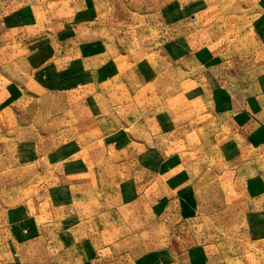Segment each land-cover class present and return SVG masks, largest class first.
I'll list each match as a JSON object with an SVG mask.
<instances>
[{"label": "rangeland", "instance_id": "rangeland-1", "mask_svg": "<svg viewBox=\"0 0 264 264\" xmlns=\"http://www.w3.org/2000/svg\"><path fill=\"white\" fill-rule=\"evenodd\" d=\"M127 3L126 14L117 18L121 21L109 24L96 23L94 27L88 25L90 28L88 32H79L78 48H83H79V52H84V49L89 47L88 43L91 39H95L97 43L95 51L102 52L93 56L95 60L89 57L90 65H86L85 55L79 54H74L71 58L66 56L63 61H59L58 56L41 57L48 64L40 70L38 81L42 85V92H47V95L43 93V99L40 100L41 92L31 87L32 98H29L31 118L30 120L17 118L13 124L16 132L24 128L35 133L26 135L25 141L34 143L35 148L39 149L40 154L37 159H40V155L44 153V145L51 147L55 139L57 142L64 135L59 133L61 131L65 133L74 124L66 118L68 115L66 111L72 106L74 114L78 117L76 122L80 132L79 145L87 142V148H92L89 151L94 153L93 156L98 152L103 156L102 160L92 161L90 164L91 168L93 167L90 173L95 176V180L83 185L85 189H79V192L94 195V208L102 210L103 214L97 217L93 215L91 221L93 226L88 232H78L77 227L72 231L71 217L68 216L69 219L66 220L64 216L62 221L42 226L41 232H46L45 240L51 245L50 249L55 251L57 248L61 252L69 248L68 243H80L81 240H87L88 243H111L112 249L118 250L121 245V248L127 251L126 256L131 255L140 259L143 254L141 250L144 248H133L136 243H153V241L164 243V240L172 237L178 238L180 242L179 237L182 238L186 233H190L191 239L200 238L205 242L178 251L176 255L189 257L186 263H191L190 256H192L201 260L204 257L206 259L213 257L218 263L223 264H230L231 259H234L236 264H264L263 230H256L261 227L264 216L257 218L256 229L249 228L250 233L240 221L228 225L230 216V221L232 219L238 221L241 217L225 213L215 219L217 226L211 233L206 231L204 226L200 229L198 225V220L203 223V216L208 222L211 219L214 223V213L220 211L222 207L223 211L231 210L227 207L229 201L226 202L224 198L223 201H218L222 198V191L216 178L220 174L219 167L214 163L217 153L210 152L208 160H198L199 153L193 145H175L174 149L172 147L170 153H167L164 147L176 143L172 141L173 138L182 140L181 138L186 137V133L175 128L174 131L178 130L179 135L176 132L175 135L153 137L154 142L163 149L159 153L161 160L155 164L150 157L154 154L149 153L146 148L145 151L141 149V143L146 145L148 142L147 147L150 146V135H142L140 130L142 126L146 127L143 117L147 111H151L146 115H150L152 120L155 119L154 117L158 120V123L155 120L147 121V126L153 128L156 124L165 127L167 122L183 124L191 115L196 117L197 114L207 112L209 114L217 112L218 115L225 117L231 113L229 104L232 100H238V104L244 103L239 107L246 108L243 95H233L232 98L231 89L236 92L241 91V86L247 82V79L258 76L257 71L264 70V56L256 51L248 54L242 48H240L242 52L237 55L234 46L236 48L238 43L240 47L242 41L250 38L247 34L251 33L252 29L261 31L256 22L262 17L258 16L259 13H264V0H127ZM134 5H137L136 9L131 8ZM114 16L112 15V20ZM64 31L68 34L63 35L70 37L71 32L66 28ZM59 41L64 44L70 42L67 37ZM52 44L54 40L48 37L42 46L50 47L53 46ZM136 62L143 63L138 67L147 70L148 77L145 75L141 78L138 68L134 71ZM252 64L256 66L252 67ZM110 65L119 71H104V68L108 69ZM93 69L97 73L93 74ZM237 75H239V88L237 82L233 83ZM206 81L209 83L208 87L204 86ZM136 84L139 87L137 91H135ZM211 85L217 86L211 88ZM70 89L72 93L67 98L76 104L63 102L61 108H55L60 104L52 100L53 97L58 94L64 96L65 92L61 90L67 92ZM208 91L211 93L209 94ZM136 98L138 100H135ZM168 102L174 104L167 106ZM92 110L94 113L86 119L87 114H91ZM21 112L26 115L25 110L21 109ZM62 116L64 118L60 119ZM251 116L254 118L253 114ZM166 118L169 120L167 121ZM211 125L215 126L214 123ZM21 138L24 137L19 134L0 138V160L2 158L6 163V166H0V193L3 186L12 191L22 188V184L12 183L11 180L6 182L5 179L15 177L18 180V177L26 172L23 167L30 166L32 180L35 179L31 187H37L45 178L55 181L52 177L53 172L48 170V174H45L46 169H42L34 156L32 161L29 160L26 164L22 159L18 162L14 158L9 162L6 156L8 146L16 145ZM202 138L207 139L196 135V140ZM136 140L139 141V146ZM124 142L128 147L122 145ZM110 144H114L113 148L119 151H111ZM87 157H92V153L86 154ZM187 158L197 164L182 169L179 161L182 160L186 165ZM173 160L174 170L167 171V164L172 165ZM9 163L11 165L7 166ZM158 174L163 176L160 177L162 179H157ZM170 181L171 184L168 183ZM199 182H202L201 188ZM118 183L119 189L115 187ZM138 186L140 192L147 191L148 194L140 195L138 189L136 190ZM167 186L169 190L166 189ZM186 186L190 187V192L185 195L179 193V190ZM124 187H127V191L133 190V192L121 199L118 193L119 190L124 191ZM166 191L171 194L167 195ZM23 196L24 194L19 195V199L23 200ZM136 198L139 199L137 206L134 204ZM124 199L130 212L121 211ZM188 200L193 201L191 203L202 215H189L188 209L182 210ZM80 202L81 200L78 206ZM142 206H147V209ZM158 207L162 209V213L158 211ZM68 209L63 207L62 213L64 214ZM122 213H127L126 223L131 226V231L120 229L118 222L120 216L123 218ZM153 213L154 216L151 217L149 214ZM168 213H176L172 225V220L167 217ZM160 217H163L162 221L165 225L158 224L157 221H161ZM9 219L11 217L0 214V229L8 226ZM83 219L85 217L81 215L80 222ZM220 219L223 222L222 227L219 225ZM99 221L97 226L95 223ZM108 228L111 231H107ZM20 230L25 232L26 229L20 228ZM197 232H202L203 235L198 237ZM10 235L5 233L1 239L8 240ZM21 235L17 236L12 232L11 239L20 240ZM37 236L38 234H30V238ZM60 243L63 244L60 246ZM165 245L155 248L156 253L152 254L155 259L158 257L160 264H168L163 259L162 251L171 252V250L167 249V246L164 248ZM52 255L53 253L49 254ZM144 255L142 260L148 257ZM138 261L133 262L145 264Z\"/></svg>", "mask_w": 264, "mask_h": 264}, {"label": "crops", "instance_id": "crops-1", "mask_svg": "<svg viewBox=\"0 0 264 264\" xmlns=\"http://www.w3.org/2000/svg\"><path fill=\"white\" fill-rule=\"evenodd\" d=\"M127 6V0H0V138H3V136L5 138L13 137L16 134L24 137L18 140L16 145L8 146V154L6 156L9 158V162L10 159L14 158L18 162L22 159L23 163L26 164L28 163L27 161H32V156L37 159L40 154L39 149L35 148L34 143L25 141L26 135H34L35 133L27 131L24 128H20L19 132H16L13 124L17 118L28 120L31 118L29 110V98H32L30 95L31 87L37 88L41 92L39 96L40 100L43 99V93L45 96L47 95V92H42V85L38 81L40 70L48 64L41 57L45 55L58 56V60L63 61V58L66 56L71 58L74 54H79L85 55L87 60L86 65H90L91 61L89 57L95 60L93 56L102 54V52L95 51L97 45L95 39H91V42L88 43L89 47L84 49L85 53L79 52L80 47L78 48L77 42L80 38L79 32H88L90 30L88 25L93 26L96 23L109 24L121 21L117 18L120 15L124 17L125 12H127ZM131 8L136 9L137 5ZM112 15H115L114 20L111 19ZM258 16H262L256 22L261 31L252 29L251 33L247 34L250 38L242 41L240 47L237 43L236 48L234 46L237 55L242 52L240 49L242 48L248 54L256 51L257 53H262L264 56V13L260 12ZM129 17L133 18V16ZM64 28L71 32L70 37L63 35L68 34L64 31ZM48 37L54 40V44L50 47H43L42 44L46 43ZM65 37L69 39V43L64 44L59 41ZM80 49L83 48L81 47ZM141 64L143 63L136 62L134 71L138 68L141 78L145 75L148 77L147 70L145 71V69L138 67ZM251 66L255 67L256 65L252 64ZM113 68L110 65L108 69L104 68V71H119V69ZM99 70L102 71L101 69ZM259 72L257 71L258 76L247 79V82L242 84L241 91L236 92L234 89H231L232 98L233 95H243L246 108L239 107V105L244 104L243 102V104H238V100H232L229 104L231 113L225 117L218 115L217 112L214 114L207 112L197 114L196 117L191 115L183 124L179 122L178 124L171 123V125L167 122L165 127L156 124L153 128L147 126V121L151 122L152 119L146 113L151 111H147L143 117L146 127L142 126L140 130L142 135H150V146L147 147L148 142L146 145L140 142L142 144L141 149L145 151L144 148H146L149 153L154 154V156L150 157L155 164H158L159 160H161V154L159 156V153L163 149H160L158 143L154 142L153 137L166 134L167 136L171 134L175 135L178 132V130L174 131L175 128H179L180 132L186 133V137L188 138L183 137L181 138L182 140L173 138L172 141L176 143L172 146L164 147L167 153H170L172 147L174 149L175 145L195 146V150L199 153L198 160H208L210 152L217 153L214 163L219 167L220 174L216 178H218L222 191V198L218 201H223V198L226 202L229 201L226 204L228 209L231 210H229L230 212L223 211L222 207L219 209L220 211H216L214 213V223L211 222V219L208 222L205 216L202 217L203 223L201 220H198L200 229L204 226L209 233L217 226L215 219L219 218V216L221 217L224 213L234 217L236 215L241 217L238 221L234 219L230 221V216L229 223H227L230 225L240 221L242 226L248 229L249 233L251 228L252 230L256 229V224H258L256 222L257 218L264 216V70H260ZM92 73L97 72L93 69ZM135 76L137 79L139 78L136 74ZM237 76L236 80L233 79V83L237 82V87L239 88V75ZM129 79L132 81L131 77ZM134 80L136 81L135 78ZM217 82L220 81L217 80ZM208 85L209 83L206 81L204 86L208 87ZM135 86V91H137L139 87H137V84ZM216 86L211 85V88ZM63 91L65 92L64 96L58 94L52 99L60 104L55 108H61L63 102L76 104L67 98L72 93V89L67 92L66 90H61V92ZM217 91L216 89V94ZM208 92L209 94L211 93V91ZM172 98L174 99V95H172ZM135 100H138V98ZM173 104L174 102H168L167 106ZM236 104L237 106H235ZM72 108L71 106L66 111L68 114L66 118L68 121L74 122V124L65 133L61 131L59 134L64 135L57 142L55 139L51 147L45 144L44 153L40 155V159H37L42 169H46L45 174H48V170L53 172L52 177L55 181L45 178L44 181L41 180L42 182L37 187H31L35 179L32 180V172L29 171L30 166L23 167L26 172L19 176L18 180L15 177L5 179L6 182L11 180L12 183L18 182L22 184V188L20 189L19 187L18 190L14 189L12 191L5 189L6 187L3 186L1 189L0 214L11 217V219H9L7 227L0 229V249H3L0 250V264H53L54 262L56 264H136L133 261L138 260H140L138 262L145 264H160L158 257L155 259L152 254L156 253L155 248H159L162 244H166L163 247H168L167 249L171 250V252L169 250L162 251L163 259L168 264H223L222 262L218 263L213 257H209V259L204 257L201 260L198 257L192 256H190L191 263H186L185 261L189 257L176 255L178 251L185 249V247L190 249L196 247V243L205 242L200 238L197 240L191 239L190 233H186L182 238L179 237L180 242H178V238L171 236L172 238L164 240V243H156V241H153V243H136L132 247L135 249L138 247L144 248L141 250L143 252L141 256L143 257L144 254V256H148L145 259L143 258L145 261L142 260V257L137 259L131 255L126 256L127 251L122 249L121 245L118 250L112 249L111 243H88L87 240H81L80 243H68L69 248H66L62 252L58 251L57 248L55 251L50 249L51 245L44 238L46 232H41L42 226L62 221L64 216L68 220L69 216L71 217L70 229L72 231L77 227L78 232H88L90 227L93 226L91 223L93 215L97 217L103 214L102 210L94 208L95 197L92 193L79 192V189H85L82 187L83 185L95 180V176L90 173V169L92 171L93 168H91L90 164L92 161L102 160L103 156L100 152L96 156H93L94 153L89 151L92 148H87V142L79 145L80 132L76 122L78 117L74 114ZM21 109L22 111H26V115H23ZM152 111L155 112L154 110ZM92 113H94V110L91 111V114H87L86 119ZM155 113L158 114L157 112ZM184 114L186 115V113ZM251 114L254 115V118H252ZM63 118L62 116L60 119ZM154 118L152 121L155 120L158 123L156 117ZM166 120L168 121L169 118H166ZM212 123L215 126L211 125ZM177 125L178 127H176ZM172 129L174 132L170 131ZM88 132L86 131V133ZM180 132H178V135ZM196 135L207 137V139L196 140ZM136 143L139 146V141L136 140ZM169 144L171 145V143ZM122 145L128 147L125 142ZM114 146V144H110V150L114 152L119 151L113 148ZM83 147L86 148L83 149ZM89 152L92 153V157L86 158V154ZM172 158L174 159V157ZM170 159L171 157H169ZM187 159L186 165H184L182 160L179 161V166L182 169H185L186 166L190 167L191 164H197V162H191L190 158ZM174 160L172 165L167 164V171L174 170ZM103 164L105 165V162ZM1 165L6 166L2 158L0 160ZM10 165L9 163L7 166ZM84 166L86 167L84 168ZM104 169L106 170L105 166ZM104 174L106 175V173ZM33 176L36 177L35 174ZM156 176L157 179L163 177L160 174ZM106 177L108 179V176ZM184 177H187V175H184ZM127 181L128 179L125 180V182ZM168 183L171 184L172 181ZM2 184H4V180H2ZM198 184L201 188L202 182ZM118 185L119 183L115 184V187L119 189ZM86 189H88L87 186ZM137 189L139 191V186ZM166 189L169 190V186ZM189 190L190 187L186 186L180 189L179 193L185 195L190 192ZM130 192H133V190L127 191V187H124V191L119 190L118 197L123 199L122 197H126V194ZM21 194H24L23 200L19 199V195ZM139 194L143 196L148 193L146 191ZM166 194L170 195L171 193L166 191ZM162 199H164L163 196ZM80 200L81 204L78 206ZM192 200L196 201V199ZM193 201L188 200L182 210L188 209L189 215H202L196 206L191 203ZM138 202L139 199L136 198L134 204L137 206ZM63 207L64 209L65 207L69 208L64 214L62 213ZM142 207L147 209V206ZM158 209L161 213L163 212L161 208L158 207ZM122 210L131 211L130 208H127L125 199L124 205L121 208ZM122 214L124 219L120 216L118 222V225L121 226L120 229L123 228L125 231H131V226L126 223L127 213ZM175 214L168 213V219L172 220L173 217H176L174 216ZM81 215H84L85 219L80 222L79 217ZM149 215L153 217L154 213ZM177 216L182 217L181 215ZM159 220L161 221H157L158 224L165 225L162 221L163 217H160ZM173 220L171 225L174 223ZM99 223L100 221L95 224L99 226ZM221 224L223 222L220 219V227H222ZM182 226L184 225L182 224ZM20 228H25V232L20 230ZM106 230L111 231L109 228ZM256 230H263L262 235H264V221L261 223V227ZM12 232H15L17 236L21 235L22 232L20 240L11 239ZM5 233L11 234L8 240L1 239V236H4ZM31 233L34 235L38 234V236L30 238ZM196 234L198 237L203 235L202 232H197ZM62 244L60 243V246ZM95 249H97L96 253ZM50 253H53V255L49 256ZM3 258L4 260L2 261ZM230 264H236L235 260L231 259Z\"/></svg>", "mask_w": 264, "mask_h": 264}]
</instances>
